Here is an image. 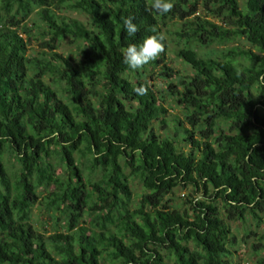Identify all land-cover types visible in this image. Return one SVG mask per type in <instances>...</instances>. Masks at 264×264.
Returning <instances> with one entry per match:
<instances>
[{"label":"trees","instance_id":"16d2710c","mask_svg":"<svg viewBox=\"0 0 264 264\" xmlns=\"http://www.w3.org/2000/svg\"><path fill=\"white\" fill-rule=\"evenodd\" d=\"M70 1L88 26L58 18L55 0H0V264H232L230 225L248 217L264 223V55L178 51L195 73L181 90L168 86L193 129L181 140L190 147L184 151L155 133L152 124L167 111L130 76L158 58L130 70L122 50L153 29L164 46L160 25L169 18L186 20L202 48L240 38L264 50V0H171L165 15L151 0ZM199 2L207 16L189 21ZM32 16L51 39L49 52L30 61ZM129 17L138 28L132 37L123 26ZM58 38L81 44L77 68L54 53ZM220 122L227 131L217 130ZM11 158L20 165L14 177ZM125 169L147 192L132 211ZM178 188L194 194L182 211L163 202ZM41 193L51 218L63 217L65 234L44 237L30 224ZM85 217L90 228L81 226Z\"/></svg>","mask_w":264,"mask_h":264},{"label":"rangeland","instance_id":"374dc122","mask_svg":"<svg viewBox=\"0 0 264 264\" xmlns=\"http://www.w3.org/2000/svg\"><path fill=\"white\" fill-rule=\"evenodd\" d=\"M71 3L72 1L70 0H55L51 9L58 18L77 20L88 26L90 21L89 18L81 12L71 11L68 8ZM238 3L241 4V0H238ZM181 7L186 10L183 6ZM196 7L198 11L194 16L188 19L189 21H194L195 17L205 18L207 16L205 9L202 8L201 2H199ZM4 16V12L0 11V17L4 18ZM28 25L30 26L31 42L27 46L26 57L28 60L33 61L44 55V53L49 52V48H47L46 44L50 43L51 36L45 24L36 16L31 17ZM186 26V20L180 21L178 18H169L165 21V24H161L160 27L164 35L165 44L163 46V51L157 57L159 64L153 68H147L130 74L133 80L146 82L155 93L159 104L167 111L162 121L152 124L155 133L162 139L176 138L180 143V148L184 151H188L190 147L183 144L181 140L185 136L186 130L193 131V129L188 120L189 114L184 112L171 97V94L168 92V86L169 84H175L179 86L178 89L181 90V84L188 82L189 79L195 76V73L189 65L185 64L177 57L178 51L186 48H190L199 54L212 51L215 54V58L221 59L227 49L239 47L243 50H250L259 56L264 55V50L254 48L240 38L226 44H215L207 48H202L197 40L191 36L190 27ZM57 45L54 53L67 59L74 68H77L82 59L81 44L70 38H58ZM241 62L244 63V60H241ZM32 69L31 67V70ZM45 81L50 83L48 80ZM62 99L64 101L66 100L64 96H62ZM177 121L182 124V127H179ZM216 128L218 131L220 129L227 131L228 124L220 122ZM195 133L196 137H198L196 131ZM81 152L82 149L76 154L79 160L82 159ZM80 163L81 169L86 175L88 170L85 160H82ZM6 167L12 177L19 175L20 165L13 158L6 161ZM62 172V168L57 170V174H61ZM124 172L125 175L129 177L130 170L125 169ZM93 178L97 180L98 173L94 174ZM128 180L129 189L132 194L130 207L132 211L136 209L141 198L146 195L147 192L143 189L139 178L129 177ZM50 191L55 192L54 189H50ZM46 195L47 193H41V200L33 208L29 222L32 227L44 237H49L54 233L65 234L66 225L63 217L57 215V220L52 219L50 214L46 211ZM193 197L194 194H192L190 188H178L174 190L172 194L164 197L163 202L168 203L172 209L182 211L188 208L187 203L191 201ZM219 207H222V205H219ZM83 221L81 226L90 228L89 222L91 219L85 217ZM230 226L233 231V236L236 239L234 248L230 249L232 253L231 263L257 264L258 261L264 260V223L257 225L251 217H248L244 224H232ZM254 246H256V251L253 250Z\"/></svg>","mask_w":264,"mask_h":264},{"label":"clouds","instance_id":"9594fccd","mask_svg":"<svg viewBox=\"0 0 264 264\" xmlns=\"http://www.w3.org/2000/svg\"><path fill=\"white\" fill-rule=\"evenodd\" d=\"M172 7L171 0H151V9L157 14L165 15L171 11ZM123 26L128 37L134 36L138 31L131 17L123 21ZM153 33L146 36L142 43H129L122 50V62L130 70H138L149 64L163 51V37L156 33L155 29H153ZM135 91L137 94L143 95L145 89L144 87H138Z\"/></svg>","mask_w":264,"mask_h":264}]
</instances>
